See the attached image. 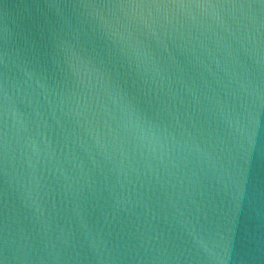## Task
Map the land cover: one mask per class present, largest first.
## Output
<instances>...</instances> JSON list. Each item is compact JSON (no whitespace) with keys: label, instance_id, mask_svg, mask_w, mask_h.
I'll use <instances>...</instances> for the list:
<instances>
[{"label":"water","instance_id":"95a60500","mask_svg":"<svg viewBox=\"0 0 264 264\" xmlns=\"http://www.w3.org/2000/svg\"><path fill=\"white\" fill-rule=\"evenodd\" d=\"M0 264H264V0H0Z\"/></svg>","mask_w":264,"mask_h":264}]
</instances>
